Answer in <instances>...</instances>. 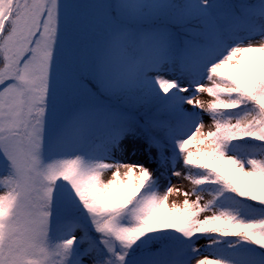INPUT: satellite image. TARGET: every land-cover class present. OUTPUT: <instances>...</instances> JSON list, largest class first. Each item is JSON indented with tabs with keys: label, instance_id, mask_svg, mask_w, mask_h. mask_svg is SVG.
<instances>
[{
	"label": "snow or ice",
	"instance_id": "obj_1",
	"mask_svg": "<svg viewBox=\"0 0 264 264\" xmlns=\"http://www.w3.org/2000/svg\"><path fill=\"white\" fill-rule=\"evenodd\" d=\"M0 264H264V0H0Z\"/></svg>",
	"mask_w": 264,
	"mask_h": 264
},
{
	"label": "rangeland",
	"instance_id": "obj_2",
	"mask_svg": "<svg viewBox=\"0 0 264 264\" xmlns=\"http://www.w3.org/2000/svg\"><path fill=\"white\" fill-rule=\"evenodd\" d=\"M201 99H208V97L206 96V94H201L200 97ZM205 121L207 122V117H205ZM110 176V173H106L105 174V179H107ZM172 185L176 188H180L182 191L184 190H190L191 189V184L182 179V178H176V177H172ZM183 200V196L174 193L173 195H171L169 197V203H171L172 201H176V202H181Z\"/></svg>",
	"mask_w": 264,
	"mask_h": 264
}]
</instances>
